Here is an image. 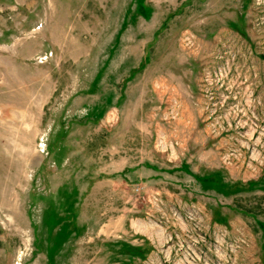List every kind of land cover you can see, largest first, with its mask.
<instances>
[{"label":"rangeland","instance_id":"374dc122","mask_svg":"<svg viewBox=\"0 0 264 264\" xmlns=\"http://www.w3.org/2000/svg\"><path fill=\"white\" fill-rule=\"evenodd\" d=\"M0 264H264V0H0Z\"/></svg>","mask_w":264,"mask_h":264}]
</instances>
